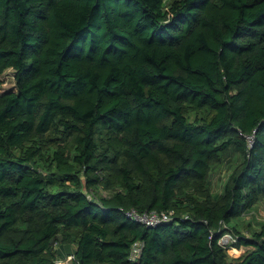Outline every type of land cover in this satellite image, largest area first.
<instances>
[{
    "label": "trees",
    "instance_id": "obj_1",
    "mask_svg": "<svg viewBox=\"0 0 264 264\" xmlns=\"http://www.w3.org/2000/svg\"><path fill=\"white\" fill-rule=\"evenodd\" d=\"M263 201L264 0H0V264H264Z\"/></svg>",
    "mask_w": 264,
    "mask_h": 264
},
{
    "label": "rangeland",
    "instance_id": "obj_2",
    "mask_svg": "<svg viewBox=\"0 0 264 264\" xmlns=\"http://www.w3.org/2000/svg\"><path fill=\"white\" fill-rule=\"evenodd\" d=\"M2 79H3V83H2V90H10V89H15L16 87V83H15V78H14V70L13 69H9L7 70L3 75H2ZM229 168L227 165H220L216 168L215 171V175H214V182H215V190H218L222 188L226 178L229 175ZM264 219V201L259 205V207L257 209H255V212L252 214H246L243 215L239 220L238 223L240 224L241 227H243V230H247V224L249 221H255V220H262ZM232 235L231 232H226L224 234V236L222 237V242L224 243V245L228 246V251L229 254L231 256H239L242 253L245 252V250L247 249V247L245 246H233L232 243H234L233 241H235V237L234 234L232 236H230V234ZM249 233V232H247Z\"/></svg>",
    "mask_w": 264,
    "mask_h": 264
},
{
    "label": "built area",
    "instance_id": "obj_3",
    "mask_svg": "<svg viewBox=\"0 0 264 264\" xmlns=\"http://www.w3.org/2000/svg\"><path fill=\"white\" fill-rule=\"evenodd\" d=\"M253 141L254 140L252 136L250 138V142L253 143ZM125 214L134 220L144 223L147 226H155V225H158L170 219V213H167V212L138 211L137 209H130V210H127ZM140 250H141V244L139 242H136L134 246L133 255L134 256L138 255ZM74 260H76V256L74 253H71L63 258H59L56 261V264H70Z\"/></svg>",
    "mask_w": 264,
    "mask_h": 264
}]
</instances>
